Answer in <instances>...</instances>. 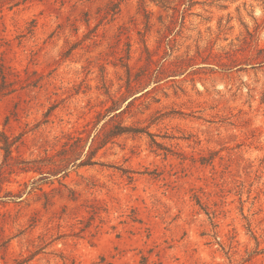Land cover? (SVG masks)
Wrapping results in <instances>:
<instances>
[{
  "label": "rangeland",
  "instance_id": "obj_1",
  "mask_svg": "<svg viewBox=\"0 0 264 264\" xmlns=\"http://www.w3.org/2000/svg\"><path fill=\"white\" fill-rule=\"evenodd\" d=\"M0 264H264V0H0Z\"/></svg>",
  "mask_w": 264,
  "mask_h": 264
},
{
  "label": "trees",
  "instance_id": "obj_2",
  "mask_svg": "<svg viewBox=\"0 0 264 264\" xmlns=\"http://www.w3.org/2000/svg\"><path fill=\"white\" fill-rule=\"evenodd\" d=\"M128 130L139 131L140 129H136V128L132 129L130 127L118 126L117 131H113V134H117V133H120L123 131H128ZM80 163L81 164H93L94 162L90 160V157H88V158L82 160Z\"/></svg>",
  "mask_w": 264,
  "mask_h": 264
}]
</instances>
